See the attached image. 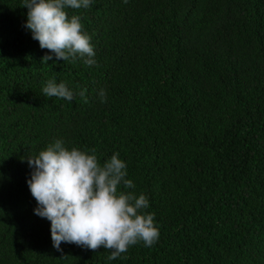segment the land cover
<instances>
[{
	"label": "trees",
	"instance_id": "16d2710c",
	"mask_svg": "<svg viewBox=\"0 0 264 264\" xmlns=\"http://www.w3.org/2000/svg\"><path fill=\"white\" fill-rule=\"evenodd\" d=\"M27 11L0 0V264H264V0L69 9L92 35L98 66L45 62ZM53 77L76 92L71 102L44 96ZM55 139L95 150L101 163L120 153L155 213L153 246L115 260L103 246L53 247L26 158Z\"/></svg>",
	"mask_w": 264,
	"mask_h": 264
},
{
	"label": "clouds",
	"instance_id": "9594fccd",
	"mask_svg": "<svg viewBox=\"0 0 264 264\" xmlns=\"http://www.w3.org/2000/svg\"><path fill=\"white\" fill-rule=\"evenodd\" d=\"M93 4L94 0H23L28 9L24 27L42 49L49 50L45 62L79 59L87 66H98L92 35L79 14L68 13ZM42 91L45 97L69 102L76 96L55 77L47 80ZM79 95L84 96V90ZM98 95L107 103L106 89ZM26 159L31 169L26 182L37 202L34 214L50 221L52 244L58 252L63 253L62 242L91 250L103 246L110 250L108 259L115 260L130 246L143 242L151 247L159 240L155 213L147 211L150 199L134 191L127 162L119 152L101 163L95 150L67 147L63 139H55Z\"/></svg>",
	"mask_w": 264,
	"mask_h": 264
}]
</instances>
